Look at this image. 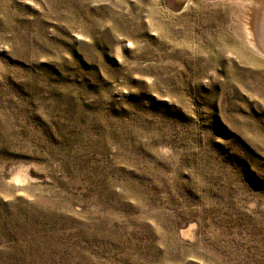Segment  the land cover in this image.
<instances>
[{"label":"rangeland","instance_id":"obj_1","mask_svg":"<svg viewBox=\"0 0 264 264\" xmlns=\"http://www.w3.org/2000/svg\"><path fill=\"white\" fill-rule=\"evenodd\" d=\"M247 3L0 0V264H264Z\"/></svg>","mask_w":264,"mask_h":264},{"label":"bare ground","instance_id":"obj_2","mask_svg":"<svg viewBox=\"0 0 264 264\" xmlns=\"http://www.w3.org/2000/svg\"><path fill=\"white\" fill-rule=\"evenodd\" d=\"M247 4L250 10L253 7L250 20L248 21L251 26L247 25L245 27L247 43L256 52L264 54V0H248Z\"/></svg>","mask_w":264,"mask_h":264}]
</instances>
